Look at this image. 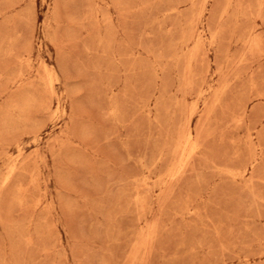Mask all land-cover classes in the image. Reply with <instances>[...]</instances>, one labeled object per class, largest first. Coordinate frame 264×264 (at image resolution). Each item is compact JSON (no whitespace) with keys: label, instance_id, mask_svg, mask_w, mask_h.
<instances>
[{"label":"rangeland","instance_id":"1","mask_svg":"<svg viewBox=\"0 0 264 264\" xmlns=\"http://www.w3.org/2000/svg\"><path fill=\"white\" fill-rule=\"evenodd\" d=\"M0 264H264V0H0Z\"/></svg>","mask_w":264,"mask_h":264},{"label":"bare ground","instance_id":"2","mask_svg":"<svg viewBox=\"0 0 264 264\" xmlns=\"http://www.w3.org/2000/svg\"><path fill=\"white\" fill-rule=\"evenodd\" d=\"M215 97V96H214ZM191 132V131H190ZM182 141V140H181ZM190 141V140H189ZM180 149V148H179ZM180 170V169H179Z\"/></svg>","mask_w":264,"mask_h":264}]
</instances>
